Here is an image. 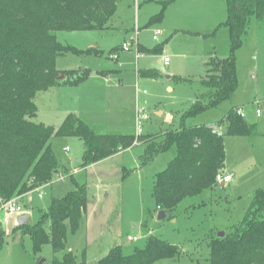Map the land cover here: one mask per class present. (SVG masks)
I'll return each mask as SVG.
<instances>
[{
    "label": "rangeland",
    "instance_id": "rangeland-1",
    "mask_svg": "<svg viewBox=\"0 0 264 264\" xmlns=\"http://www.w3.org/2000/svg\"><path fill=\"white\" fill-rule=\"evenodd\" d=\"M227 16V0H119L108 26L57 31L58 40L77 51L58 56L57 69L66 77L38 94L39 113L34 120L54 126L74 113L97 134H138L136 118L139 108H143L150 118L143 121L142 134H156L153 140L160 141L162 129L167 126L159 128L155 111H186L205 90L201 80L207 62L233 55L237 89L232 97L188 120L189 124L212 125L224 134L225 172L233 174V181L225 185L217 182L213 189L186 198L167 218L159 220L154 180L174 156V147L145 161L149 143H138L76 172L84 148L82 140L54 137L60 172L40 190L19 196L28 225L36 224L53 199L65 196L78 182L86 187L88 211L79 230L68 232V247L80 259L86 252L88 263H93L116 245L130 254L143 248L147 237L154 234L180 248L178 257L155 264H209L208 244L220 231H234L245 217L255 191L264 188V22L253 17L240 45L233 49L230 30L224 24ZM157 29L164 32L160 41L153 40ZM131 36H137L153 52L139 59L135 43L131 51L123 50L118 59L111 58V52L121 49ZM167 38L161 50H156ZM165 58L170 63L162 64ZM138 61L142 66L155 65L158 75L138 80ZM81 68L106 71L108 82L96 83L90 90L80 88L84 80L70 83L71 76L63 71L80 72ZM169 85L172 90H168ZM239 107L247 112L248 123L255 124L256 134H225L220 121ZM257 108L261 110L259 115ZM176 117V122L180 121L182 112ZM45 224L49 227V222ZM4 229L7 236L0 248V264H51L55 253L50 241L35 250L31 235L23 233L19 225L8 224ZM129 236L138 238L129 240Z\"/></svg>",
    "mask_w": 264,
    "mask_h": 264
},
{
    "label": "trees",
    "instance_id": "trees-1",
    "mask_svg": "<svg viewBox=\"0 0 264 264\" xmlns=\"http://www.w3.org/2000/svg\"><path fill=\"white\" fill-rule=\"evenodd\" d=\"M118 2L0 0V200L25 196L56 178L62 167L53 149L54 137L82 140L81 168L138 143H149L145 161L174 147V156L156 174L153 188L157 207L167 213L174 212L186 198L201 195L217 185L216 175L225 166L224 134L212 125L189 124L188 120L232 97L237 89L233 55L207 62L208 69L201 80L204 92L183 112L178 127L162 132L160 141L153 140L156 134H97L74 113L68 114L58 127L34 120L38 115V94L66 77L59 78L62 72L56 66L58 56L77 51L60 42L56 32L102 29L108 26ZM227 6L224 24L230 30L235 49L253 17L264 22V0H227ZM63 72L71 76L69 82L73 84L90 74L89 70L80 74L75 70ZM149 73L158 75L156 71ZM220 123L229 135L257 132L255 124L248 123L235 109ZM87 211L86 187L75 182L73 190L53 199L36 224L18 225L23 233L31 235L35 250H40L47 241L52 243L55 256L51 264H155L178 257L177 245L150 234L145 246L130 254L116 245L93 263H88L86 252L80 259L68 247V232L79 230ZM6 236L1 226L0 248ZM208 245L209 264H264V188L255 191L241 224Z\"/></svg>",
    "mask_w": 264,
    "mask_h": 264
},
{
    "label": "crops",
    "instance_id": "crops-1",
    "mask_svg": "<svg viewBox=\"0 0 264 264\" xmlns=\"http://www.w3.org/2000/svg\"><path fill=\"white\" fill-rule=\"evenodd\" d=\"M163 34H164V32H163ZM162 34V35H163ZM161 35V36H162ZM169 38H167L166 40H163V42H161L160 44V46L158 47L157 46V49L156 50H161V48L163 47L162 45L168 40ZM138 47H139V59L141 58H143V57H148L149 55H150V53L151 52H153L151 49H149V48H147L145 45H143V44H141V42H139V44H138ZM132 50V49H131ZM130 50V51H131ZM121 51H123L122 49H116V50H114V51H112L111 53H113V52H117L119 55H120V53H121ZM127 52H129V51H127ZM111 55V54H110ZM111 57V56H110ZM166 59V58H165ZM164 59V60H165ZM164 60H162V64H164V63H170V61L171 60H169L168 62H166V61H164ZM138 63H139V65H138V68H137V75H138V80H141V79H151V77L153 78V77H155L154 75H152V74H150L149 72H151V71H156V72H158V69L159 68H157L155 65H144V66H142V65H140V62L138 61ZM165 64V65H166ZM60 70H64V69H60ZM83 70H89L90 71V74L84 79V81H83V83L81 84V86H80V88H84V89H88V90H90L91 89V87H92V85H95L96 83L98 84V85H104V84H106L107 82H108V74H107V72L106 71H95V70H92V69H90V68H84V69H82L81 68V71L80 72H82ZM80 72H79V74H80ZM100 72H101V74H100ZM145 72V74H143ZM102 77H103V79H102ZM104 77H105V79H104ZM171 76H168V78H170ZM168 90H172V87L169 85L168 86ZM141 110H143V111H145V109H143V108H139V110H138V113L141 111ZM181 111V109L179 110L178 108H169V109H157L156 111H155V114H156V116H157V125L159 126V128L160 129H162L163 128V126H164V124L167 126V128L166 129H170V128H175L176 126H179V123H180V121H178V122H176V119H177V113H181L182 112V114H183V112H184V109H182V111ZM146 112V111H145ZM38 113H39V110H38ZM147 113V112H146ZM246 114H247V112H246ZM67 116V115H66ZM37 117H38V115H37ZM246 117V116H245ZM149 118H150V116H149ZM148 118V119H149ZM137 119V118H136ZM148 119H145V120H148ZM83 120V119H82ZM41 122H43V121H41ZM45 123V122H44ZM47 123V122H46ZM45 123V124H46ZM177 124V125H176ZM48 125H51V124H48ZM61 125V123L60 124H57V125H54L55 127H58V126H60ZM176 125V126H175ZM53 126V125H52ZM216 127V126H215ZM166 129H162V130H166ZM119 134H124V133H119ZM53 143V142H52ZM83 143V142H82ZM84 146V145H83ZM69 146H67L66 147V149L67 150H69ZM84 149V148H83ZM118 153H120V152H118ZM81 155V154H80ZM82 155H83V153H82ZM82 155H81V160H82ZM109 158V157H108ZM81 160H77L78 161V164H77V166L75 167V170H76V172L77 171H79L80 169H84V168H81L80 167V163H81ZM73 161H75V158L73 159ZM102 161V160H101ZM80 168V169H79ZM87 168V167H86ZM76 172H74V174L76 173ZM223 172H224V174L225 175H229L230 173H226L225 172V166H224V168H223ZM232 175V179H231V181H229V182H227V183H231L232 181H233V179H234V176H233V174H231ZM226 183H221V185H225ZM159 210V209H158ZM25 215H27V214H22V215H20L19 217H16V219H18V221H19V223L21 222V219H22V217L23 216H25ZM27 219H28V215H27ZM10 225H12V226H14V225H16V221H15V218L11 221V223H10ZM105 256V255H104ZM101 257V256H100ZM103 257V256H102ZM98 259V258H97Z\"/></svg>",
    "mask_w": 264,
    "mask_h": 264
},
{
    "label": "built area",
    "instance_id": "built-area-1",
    "mask_svg": "<svg viewBox=\"0 0 264 264\" xmlns=\"http://www.w3.org/2000/svg\"><path fill=\"white\" fill-rule=\"evenodd\" d=\"M163 34V31L161 29H157L154 31L153 33V40L154 41H160V37ZM139 44L138 38L137 36H131V38L129 40H126L125 42H123L121 49L124 51H130L132 49V46L134 44ZM111 58L113 59H118L119 54L117 52H113L111 53ZM170 59L166 58L165 61L168 62ZM256 104H259V102H256ZM236 112L242 116L245 117L246 116V111L244 108L239 107L235 109ZM256 113L257 115H259L261 113V110L259 108L256 109ZM149 115L141 110L138 115H137V126H138V133H142V124L143 121L145 119H148ZM232 179V175H225L224 173H218L216 176V181L218 183H227L229 181H231ZM39 190L41 188H38ZM40 196L42 197L43 194L41 193ZM0 211L2 213L1 217H0V225L2 227L8 225L11 223V221L15 218L16 224H19L18 219H16V217H19L20 215L25 213V209L23 204L20 202L19 197H14L10 200L7 201H3L0 200ZM160 210V208H158ZM138 238V236H129V240H136Z\"/></svg>",
    "mask_w": 264,
    "mask_h": 264
},
{
    "label": "water",
    "instance_id": "water-1",
    "mask_svg": "<svg viewBox=\"0 0 264 264\" xmlns=\"http://www.w3.org/2000/svg\"><path fill=\"white\" fill-rule=\"evenodd\" d=\"M64 76L63 75H61L59 78H63ZM157 217H158V219L159 220H161V219H165V218H167L168 217V213H167V211L166 210H164V209H160L159 211H158V215H157ZM27 222V215H25V216H23L22 217V219H21V224L22 223H26ZM225 234H226V231H220L219 233H218V237H223V236H225ZM45 261V260H44ZM43 262V261H42ZM42 262H40L39 264H42Z\"/></svg>",
    "mask_w": 264,
    "mask_h": 264
}]
</instances>
